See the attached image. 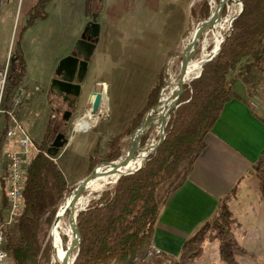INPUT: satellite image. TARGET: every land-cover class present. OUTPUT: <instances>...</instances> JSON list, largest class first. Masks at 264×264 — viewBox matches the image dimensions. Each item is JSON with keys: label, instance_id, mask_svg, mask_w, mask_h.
I'll return each instance as SVG.
<instances>
[{"label": "rangeland", "instance_id": "rangeland-1", "mask_svg": "<svg viewBox=\"0 0 264 264\" xmlns=\"http://www.w3.org/2000/svg\"><path fill=\"white\" fill-rule=\"evenodd\" d=\"M4 1L6 58L3 65L8 63V76L14 53L24 59L25 74L20 86L28 90L30 95L19 108L18 118L37 149L51 110L59 105L50 92L58 62L74 53V45L80 38H87L96 45L81 85L78 97L81 103L63 132L68 138L67 144L54 158L66 181L74 189L94 168L90 167L91 159L98 164L111 162L104 161L108 139L123 132L137 113H143L140 126L144 123L146 114L157 109L162 88L169 84L171 78L173 81L179 79L181 65L176 53L190 41L194 29L207 18L202 19L200 15L202 4H207L210 14L213 5L220 0H92L88 14L84 12L85 0H50L44 9L45 18L37 19L22 31L30 15L29 10L37 0H0V5ZM92 13L97 14L99 29L97 36L91 39L89 27ZM226 13L225 8V14L221 16L225 17ZM231 23L225 25L223 36ZM208 38L207 51L210 52L214 45L210 39L211 33ZM201 45L200 42L195 59L201 58ZM155 85H159L156 103L143 112ZM92 91L103 94L100 114L95 116L89 115L90 107L85 106L87 95ZM236 92L264 119V87L250 95L238 84ZM81 105H84L82 113L86 117L81 114ZM83 119L89 122V127L95 124L87 131L75 130L76 123ZM59 121L60 116L55 117L54 127ZM156 129L152 127L147 130L146 141L140 144L139 140L138 149L150 145L153 137L156 141ZM132 133L122 139V154L114 161L123 158L128 151ZM256 179L254 172L246 174L238 189L225 196L233 219L231 230L237 243L245 250L244 254L236 256L238 264H264V203L260 199ZM113 181L102 183L98 190L87 189L81 198L85 204L77 214L81 208H85L89 199L97 197L95 193L115 184ZM7 222L9 207L0 190V225ZM62 222L61 229L69 223L67 213ZM208 224L210 231L201 245L203 252L194 264H225L220 258L219 242L212 228L215 223L210 220ZM237 224L241 226L238 227ZM8 226L14 228L15 224L10 221ZM65 235L60 234L64 248L70 243L69 237ZM49 236L51 238L50 233ZM63 238H66L65 244ZM74 254L75 250L71 257ZM52 264H59L55 250Z\"/></svg>", "mask_w": 264, "mask_h": 264}, {"label": "trees", "instance_id": "trees-1", "mask_svg": "<svg viewBox=\"0 0 264 264\" xmlns=\"http://www.w3.org/2000/svg\"><path fill=\"white\" fill-rule=\"evenodd\" d=\"M240 1L243 10L224 34L218 53L203 66L198 78L185 85L179 106L170 114L159 150L140 169L95 193L97 197L89 199L78 212L81 240L72 264H194L203 252L201 245L210 231V220L215 223L212 228L219 242L221 260L225 264H238L236 256L245 250L231 230L233 219L226 197L219 200L210 219L183 243L177 256L157 252L152 245L155 226L167 198L190 176L224 105L232 99H241L237 85L250 95L264 87V0ZM49 2L37 0L21 31L37 19L45 18L44 9ZM91 7L92 0H85V14ZM200 15L202 19L209 16L206 3L202 4ZM24 74V59L14 53L4 92L6 100L20 87ZM158 90L159 85L152 87L143 112L156 103ZM142 117V112L137 113L123 132L108 139L104 161L121 156L122 139L139 126ZM52 124L49 117L38 152L28 169L15 227L8 224L2 227L10 264H52L50 228L59 206L73 189L54 160L60 149L54 154L50 152L56 135ZM145 137L140 139V144L146 141ZM97 164L90 160V167ZM253 172L264 203V150L247 175ZM237 185L230 193L237 190Z\"/></svg>", "mask_w": 264, "mask_h": 264}, {"label": "crops", "instance_id": "crops-1", "mask_svg": "<svg viewBox=\"0 0 264 264\" xmlns=\"http://www.w3.org/2000/svg\"><path fill=\"white\" fill-rule=\"evenodd\" d=\"M4 4L0 5V67L6 58ZM262 119L247 100L232 99L224 105L190 176L169 195L160 212L153 237L156 250L177 256L183 243L210 219L219 200L237 184L238 189L264 150Z\"/></svg>", "mask_w": 264, "mask_h": 264}, {"label": "water", "instance_id": "water-1", "mask_svg": "<svg viewBox=\"0 0 264 264\" xmlns=\"http://www.w3.org/2000/svg\"><path fill=\"white\" fill-rule=\"evenodd\" d=\"M230 1L231 0H227L221 5L220 11H219V16H221L223 14L226 6L228 5V3ZM238 2L240 4L239 11L231 19L230 23L237 16H239L243 10V4L239 0H238ZM96 19H97V14L92 13L90 27H89L91 39L96 37L98 34L99 26L96 22ZM204 21H209V24L202 31V33H200L198 36H196V38L192 41L191 46H196L209 33L210 26L212 25V23L214 21L212 10H211L209 16ZM221 42H222V39H221L220 43ZM188 46H189L188 43L183 45L175 55L180 65L182 64V59L185 55L184 52L188 48ZM95 47H96L95 43H93L90 40H86V39H82V38L78 39L74 45V54H69V55L63 57L58 62L56 69H55V76L56 77L52 78V80H51L50 91L51 92L54 91L56 95H63L64 99H69L71 97H73V98L79 97L80 92H81V85H82V82H83L85 75H86V72H87L88 60L90 59L92 53L94 52ZM219 49H220V45L216 51H214L213 53L210 54V56H208L206 59H204L202 66H201V70L197 75L188 79L186 73H184V72L181 73V75L177 81V98L173 104L168 106V108L165 112H164L163 108L165 106V102L169 99L171 93H170V89L166 90V88H168V85H166L162 88L161 93H160V99L157 102V109H152L153 111H157L156 133L159 134L157 136V139L155 141L154 146L151 148L149 145L144 146L141 149H138L137 152L130 155L129 154V150L131 148V143H130L129 149L125 153L123 158H120L117 161L103 162V163L96 165L92 169V171H90V173H88L84 178H82L77 183V185L74 187V189L65 198L64 203L59 207V209L57 210V212L55 214V218L53 220L50 231L52 230L53 227H55L57 225L61 216L64 213H67L68 217L70 216V214L73 211V209L75 208L76 204L82 198L83 193L88 189V187L90 186V184L94 180L114 177L117 174V172L119 171L121 166H123L124 164L130 162L131 160L139 157V155L141 154L142 151L146 150L147 148H150L149 150L145 151V153H144L145 155L143 157L141 164L133 170L125 171V172L121 173L120 175H118L113 181L114 183H116V181L121 176L131 174L134 171H137L138 169H140L141 166L143 165L144 161L147 158L153 156L159 150V148H160V146H161V144L165 138V127L169 121L170 113L172 111H174L179 106L180 99H181V96L183 94L185 85L187 83H190L192 80L198 78L201 75L203 66L218 53ZM102 97H103L102 92L92 91L89 93L88 99H87V102L90 105L89 115L95 116L96 114H100L99 109H100V105L102 102ZM149 114H150V112L146 114V116L144 118V120H145L144 123L142 125H140L137 128V130H135L132 133V135L130 136L131 141H132L133 137L135 136L136 132H138L140 130V128L145 127L146 130H149L150 128H152V125H148V123L146 121L147 116ZM68 115H69V112L64 114L65 120L68 119ZM84 116L86 117L87 115L85 114ZM146 132H143L139 135V140L146 134ZM67 141H68V138H66L63 134H57L55 139L53 140V142L51 144L50 152L52 154L56 153L60 148L64 147L67 144ZM138 146H139V143H138ZM83 209L81 208V210H83ZM69 222L71 224H74V226H75V235L73 236L71 243H69V245L66 246L64 253H63V257L59 259V264H72L73 261L75 260L76 256H77L79 246H80V240H81L80 225L76 221V218H74L73 220L70 218ZM50 235H51V232H50ZM52 245L54 248L55 245H54L53 241H52ZM74 250H75V254L71 258V253ZM69 259H72L71 263H69Z\"/></svg>", "mask_w": 264, "mask_h": 264}, {"label": "built area", "instance_id": "built-area-1", "mask_svg": "<svg viewBox=\"0 0 264 264\" xmlns=\"http://www.w3.org/2000/svg\"><path fill=\"white\" fill-rule=\"evenodd\" d=\"M7 64L0 67V190L9 207V222L5 224H10V221L16 222L20 215L28 169L38 149L18 118L19 108L29 97V91L20 86L9 100L5 99ZM5 224L0 225V264H10L2 230ZM152 248L159 252L154 245Z\"/></svg>", "mask_w": 264, "mask_h": 264}, {"label": "bare ground", "instance_id": "bare-ground-1", "mask_svg": "<svg viewBox=\"0 0 264 264\" xmlns=\"http://www.w3.org/2000/svg\"><path fill=\"white\" fill-rule=\"evenodd\" d=\"M225 1H227V0H220L218 3H215L212 7V14H213L214 21H213L212 25L210 26L209 33L200 41L202 44L200 47V53H201L200 59H195V53H197V51L199 49L198 45L200 44V42L196 46H191V43L196 38V36H198L200 33H202V31L207 27V25L209 24V21H203L201 24H199V26L197 28L194 29V31L191 35L190 41L188 42L189 46L184 52L185 55L182 59L179 77H180L182 72L186 73L188 79L197 75L201 70V66H202L204 59H206L208 56H210V54L213 53L214 51H216L217 48L219 47L220 41L223 38L222 36H223V32L225 30V25L230 23L231 19L237 14V11L240 8V4H239L238 0H231L228 3V5L226 6V9H227L226 16L225 17L219 16L220 7ZM210 33H211L210 39L214 45L212 47V50L210 52H208L207 51V47L209 45L208 36L210 35ZM167 89L168 90L170 89L171 94H170L169 99L165 102V106L163 108L164 112L167 110L168 106H170L171 104L174 103V101L177 98V81H173L171 78L169 80L168 88H166V90ZM156 119H157V111H152L147 116L146 121H147L148 125H152V127L157 128V120ZM89 126H90L89 122L86 121L85 119H83V120H80L79 122L76 123L75 129L76 130H85V129H88ZM146 131H147L146 128L142 127V128H140V130L138 132H136L135 136L133 137V139L131 141V148L129 150L130 155L138 151L139 135L143 132H146ZM156 135H159V134L156 133ZM154 144H155V138L153 137L151 140V144L149 145L150 148L153 147ZM150 148H147L146 150L142 151L141 154L139 155V157H137V158L131 160L130 162L124 164L123 166H121L119 171L117 172V174L114 177L94 180L90 184L88 189L93 190V191L98 190L102 187V183L108 184V183H110V181H113L121 173L137 168L143 160V157L145 155L144 154L145 151L149 150ZM84 204L85 203L82 201V199H80L78 201V203L76 204L75 208L73 209V211L71 212L69 219L71 218L73 220L74 218H76L77 211L80 209V207H83ZM65 214L66 213H64L61 216L57 225L55 227H53L52 230L50 231L52 241L55 245L54 250H55L56 256L58 258V261L60 258L63 257V253L65 250V248L62 244L60 234H63V233L66 234L70 239V243L73 239V236L75 235V226H74V224H71L70 222L68 223V225H65V227L61 229L62 223H63L62 220H63V217ZM71 261H72V259H69V263H71Z\"/></svg>", "mask_w": 264, "mask_h": 264}, {"label": "flooded vegetation", "instance_id": "flooded-vegetation-1", "mask_svg": "<svg viewBox=\"0 0 264 264\" xmlns=\"http://www.w3.org/2000/svg\"><path fill=\"white\" fill-rule=\"evenodd\" d=\"M87 39V38H85ZM88 40V39H87ZM74 54V53H72ZM89 62V60H88ZM56 77L55 76V72L52 78ZM51 92V91H50ZM51 95L56 98L59 102V105L55 106L52 108L50 116L53 124H52V129L55 130V134H63L65 137L66 135L63 133L65 129H67L69 121L71 120V118L73 117V114L75 112H77L78 108H79V104L81 103L80 101H78V97L77 98H69V99H64L63 95H56L55 92H51ZM89 95V94H88ZM88 98V96H87ZM90 107V106H89ZM69 112L68 115V119L65 120L64 119V114ZM56 115V116H55ZM60 116V121L58 122L57 126L54 127L55 125V117ZM55 135V137H56ZM61 149V148H60Z\"/></svg>", "mask_w": 264, "mask_h": 264}]
</instances>
